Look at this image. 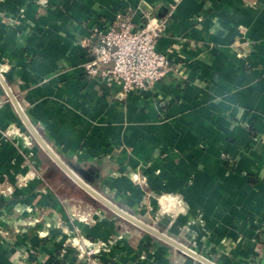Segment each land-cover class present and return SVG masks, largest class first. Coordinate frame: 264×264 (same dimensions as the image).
I'll use <instances>...</instances> for the list:
<instances>
[{
  "label": "crops",
  "instance_id": "crops-1",
  "mask_svg": "<svg viewBox=\"0 0 264 264\" xmlns=\"http://www.w3.org/2000/svg\"><path fill=\"white\" fill-rule=\"evenodd\" d=\"M119 11L171 63L125 97L84 71ZM76 236L100 264H262L264 0H0V264L73 263Z\"/></svg>",
  "mask_w": 264,
  "mask_h": 264
},
{
  "label": "built area",
  "instance_id": "built-area-1",
  "mask_svg": "<svg viewBox=\"0 0 264 264\" xmlns=\"http://www.w3.org/2000/svg\"><path fill=\"white\" fill-rule=\"evenodd\" d=\"M164 28L163 21L149 16L143 27L136 28L127 13L116 12L108 28L93 27L85 39L86 76L116 85L122 97L147 89L170 68L169 56L156 49ZM71 245L77 256L67 264H100L98 245L78 236L71 239Z\"/></svg>",
  "mask_w": 264,
  "mask_h": 264
},
{
  "label": "water",
  "instance_id": "water-1",
  "mask_svg": "<svg viewBox=\"0 0 264 264\" xmlns=\"http://www.w3.org/2000/svg\"><path fill=\"white\" fill-rule=\"evenodd\" d=\"M10 96L12 97V99L14 100L13 96L10 94ZM42 145H44L41 142ZM44 148L48 151V153H50V155L53 157V159L56 161V163L63 168V170L79 185L81 186L84 190H86L88 193H90L95 199L101 201L102 203H104L105 205H107L108 207H110L113 211H115L117 214H119L121 217L133 222L134 224L138 225L139 227L143 228L146 231H149L150 233H153L154 235H157L158 237L165 239L167 241H169L170 243H173L176 246H180L178 245L176 242L172 241L170 238L166 237L165 235H163L161 232H159L158 230H156L153 227H150L149 225H147L146 223H144L143 221L135 218L134 216L128 214L127 212L123 211L121 208H119L117 205H115L113 202L109 201L108 199H106L105 197H103L102 195H100L99 193H97L96 191H94L89 185H87L85 182H83L75 173H73V171H71L69 168H67L63 163H61L56 156H54V154L44 145ZM185 249V248H184ZM188 252V249H185ZM192 254L196 255L198 258L203 259L201 256L197 255L194 252H191ZM262 264H264V255L262 258Z\"/></svg>",
  "mask_w": 264,
  "mask_h": 264
},
{
  "label": "trees",
  "instance_id": "trees-1",
  "mask_svg": "<svg viewBox=\"0 0 264 264\" xmlns=\"http://www.w3.org/2000/svg\"><path fill=\"white\" fill-rule=\"evenodd\" d=\"M92 202H93V203H96V201H95V200H93V199H92Z\"/></svg>",
  "mask_w": 264,
  "mask_h": 264
}]
</instances>
